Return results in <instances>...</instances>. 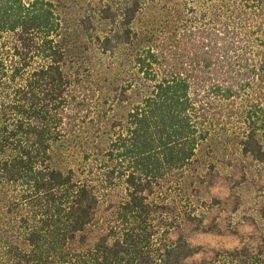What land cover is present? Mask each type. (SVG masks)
<instances>
[{
  "label": "trees",
  "instance_id": "trees-1",
  "mask_svg": "<svg viewBox=\"0 0 264 264\" xmlns=\"http://www.w3.org/2000/svg\"><path fill=\"white\" fill-rule=\"evenodd\" d=\"M98 2L67 27L46 0H0V264H189L201 248L182 232L169 241L174 221L146 194L193 165L211 135L264 162V0H184L160 12L163 37L143 29L145 45L134 24L157 0ZM95 24L106 28L93 35L103 54L133 68L122 103L130 91L138 101L109 152L129 163L127 199L88 247L98 189L53 168L52 147L92 114L95 90L65 69L76 64L75 37L91 38ZM199 264H264V250L218 251Z\"/></svg>",
  "mask_w": 264,
  "mask_h": 264
},
{
  "label": "rangeland",
  "instance_id": "rangeland-1",
  "mask_svg": "<svg viewBox=\"0 0 264 264\" xmlns=\"http://www.w3.org/2000/svg\"><path fill=\"white\" fill-rule=\"evenodd\" d=\"M33 1L22 0L26 5ZM46 1L59 7L67 27L99 4L98 0ZM183 1L157 0L155 4H145L134 24L140 34L139 44L147 42L143 29H154L155 36L163 37L158 28L160 12L164 15L169 7ZM95 26L97 31L91 32V38L84 32L75 37L80 43V48L73 52L76 64L70 63L65 69L95 90L92 114L88 113L86 118L84 113L80 115L81 127L52 147L53 168L63 172L73 170L79 180L94 178L92 185L98 189L99 208L95 221L85 232L88 247L113 225L115 209L127 199L124 173L129 163L114 160L119 154L113 153L116 156L110 157L109 152L113 151L112 140L118 134H125L124 129L115 125L127 123L129 109L138 101L137 95L130 91L129 100L122 103L125 78L131 75L124 74V70L133 71V68L120 65L118 54H103L93 35L101 34L106 28ZM262 143L264 145V137ZM195 160L188 168L160 180L152 192L146 194L149 203H154L158 210L165 207L169 221H174L167 236L169 241H175L182 232L194 247L201 248L189 259V264L210 261L215 252L223 250L248 248L253 253L264 250V162L242 155L236 141L222 134L211 135L200 147ZM91 169L92 174H89ZM105 178H111V184L106 183Z\"/></svg>",
  "mask_w": 264,
  "mask_h": 264
}]
</instances>
